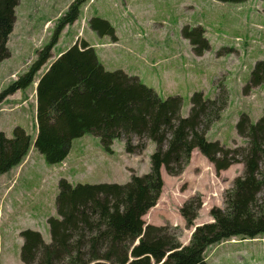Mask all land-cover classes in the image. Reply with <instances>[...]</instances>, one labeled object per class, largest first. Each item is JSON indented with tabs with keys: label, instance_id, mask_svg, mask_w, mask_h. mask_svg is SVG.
<instances>
[{
	"label": "trees",
	"instance_id": "trees-1",
	"mask_svg": "<svg viewBox=\"0 0 264 264\" xmlns=\"http://www.w3.org/2000/svg\"><path fill=\"white\" fill-rule=\"evenodd\" d=\"M85 2L74 0L58 17L50 42L38 50L28 71L0 91V103L36 82L38 72L53 57L62 31L80 18ZM18 4L19 0H0V63L11 56L8 41ZM89 26L102 36H111L113 42L119 40L115 26L104 17H91ZM196 30H200L199 38L191 39L192 48L202 55L210 46L202 35L205 30L184 27L183 36L191 38ZM251 71L245 89L263 84L264 59ZM217 89L215 98L194 91L190 113L183 116L180 95L162 97L138 76L123 69L108 70L87 40L80 39L61 52L37 80L38 131L33 143L31 134L20 125L14 127L12 136L0 131V174L22 164L33 144L47 163L60 164L73 141L87 133L99 136L110 154L117 138L124 140L127 153L141 154L147 141L154 142L155 149L150 171L132 172L126 183L75 184L61 177L57 215L47 220L51 241L47 243L39 230H22V263L213 264L206 261L208 247L233 238L264 237V109L256 122L247 113L235 121L236 134L246 140L245 147L209 140L205 134L220 119L229 100L224 84L217 83ZM195 149L214 164L217 173L236 163H243L244 171L226 191L225 206L210 209L213 221L195 224L203 194L196 193L183 204L179 212L184 223L195 227L184 244L171 225L147 223L144 217L163 193L162 168L171 176L181 175Z\"/></svg>",
	"mask_w": 264,
	"mask_h": 264
},
{
	"label": "rangeland",
	"instance_id": "rangeland-1",
	"mask_svg": "<svg viewBox=\"0 0 264 264\" xmlns=\"http://www.w3.org/2000/svg\"><path fill=\"white\" fill-rule=\"evenodd\" d=\"M73 1L19 0L14 30L8 41L11 56L0 63V85H4L0 91L28 71L38 50L50 42L58 17ZM263 7V0L244 3L86 0L80 18L62 31L52 50L53 57L38 72L36 82L19 90L17 96L0 106V131L12 136L14 127L20 125L31 134L33 143V123L37 118L33 101L25 102L34 96L37 80L58 54L85 39L96 48L108 70L123 69L136 75L162 97L180 95L183 116L190 113L194 91L202 90L207 98H215L217 83L224 84L228 105L205 135L209 140L218 139L230 147H245L246 140L236 134L235 121L241 113H247L251 121L256 122L264 109V82L245 89L256 62L264 59ZM93 16L110 20L119 40L113 42L111 36L94 31L89 26V19ZM184 27L192 31L199 27L205 30L202 35L209 40V49L198 55L192 48L191 39L199 38L200 30L186 38L183 36ZM72 145L70 156L74 161H70L65 171L60 169L61 164L47 163L37 150L21 174H16L17 167L12 172L0 174V264H23L20 253L21 231L24 229L39 230L47 243L51 241L47 220L57 215L56 197L61 177H70L75 184L126 183L132 172L145 174L150 171V156L155 149V143L147 141L141 154L127 153L124 140L117 138L110 154L103 149L100 137L93 133L76 138ZM201 156L197 150L193 160L195 166H202ZM30 169L32 173L28 174ZM242 171L244 169L237 174ZM212 172L217 175L215 183ZM50 174L54 177L50 178ZM162 175L167 182L161 198L144 218L147 223L155 225L168 223L180 240L187 243L193 227L186 226L180 208L188 198L201 193L203 206L195 223L212 221L210 209L225 206L224 196L233 186L234 180L229 179L233 172L228 171L222 177L215 169L205 166L197 170L194 167L188 170L187 167L179 176H171L163 170ZM214 191L218 192L217 196H213ZM206 256L213 264H264V237L257 241L233 239L220 246L215 244L207 250Z\"/></svg>",
	"mask_w": 264,
	"mask_h": 264
},
{
	"label": "crops",
	"instance_id": "crops-1",
	"mask_svg": "<svg viewBox=\"0 0 264 264\" xmlns=\"http://www.w3.org/2000/svg\"><path fill=\"white\" fill-rule=\"evenodd\" d=\"M127 8H129L128 6H127ZM61 53V52H60ZM59 53V54H60ZM58 54V55H59ZM4 85H3V83L0 85V88L1 87H3ZM253 88H255V87H253ZM21 91H17L16 93H14V95H10V96H8L7 98H6V100H4L2 103H0V106L3 104V103H5L6 101H7V99H9V98H13V97H15V96H17L18 95V93H20ZM34 96H32V97H30V98H28L27 99V101L25 102V103H27L28 101H33V109H34V113L36 114V116H37V92H36V88H35V92H34V94H33ZM6 111H8V110H6ZM34 122L35 123H33V124H35V126L33 127L34 128V130H35V137L37 136V131H38V127H37V121H35V119H34ZM8 124H11V122L10 123H8ZM237 133V132H236ZM237 136H239L238 134H237ZM240 137V136H239ZM73 146V145H72ZM33 149V150H32ZM72 149V148H71ZM197 150L198 149H195L194 151H193V158H192V160H191V164L188 166V170L189 169H191V168H193L194 167V169H200V167H205V166H207L208 168H210V169H215V167H214V164L213 163H211L209 160H207V158L203 155V156H201V158H200V162H201V164H202V166H195V164H194V154L197 152ZM33 151V152H32ZM36 151H37V149L35 148V145L33 144L32 145V148H31V150H30V153H29V155L26 157V159L23 161V163L22 164H20L19 166H16L17 167V173L16 174H21L22 172H23V170L27 167V165L30 163V159H31V157L32 156H35L36 154ZM40 153V152H39ZM42 155V154H41ZM66 161L68 162V164L70 165V161H74V159L70 156V153H69V155H68V157L66 158ZM57 165V164H56ZM55 166V165H54ZM235 167H240V169L238 168H236L235 169ZM15 168V167H14ZM14 168H12L9 172H12V170L14 169ZM244 168H243V164L242 163H236V164H233L232 166H230L228 169H226V170H222V171H220V174L222 175V177H225V175H226V173H228V171H231V172H233V177L232 178H229V176H228V178L231 180V179H235V177H237L238 175H240L241 173H239V174H237L239 171H241V170H243ZM163 170H165L164 168H162V174H163ZM239 170V171H238ZM207 171H209V169H207ZM236 171H238V172H236ZM8 173V172H7ZM32 173V170L30 169V170H28V174H31ZM204 173V172H203ZM49 177L51 178V177H54V174H50L49 175ZM60 178V177H59ZM70 178V177H69ZM164 181H165V183L167 182V180L166 179H164ZM184 219V218H183ZM196 222H197V219H196ZM202 222H200L199 224H201ZM196 224V223H195ZM263 239V237H260V238H255V239H253V240H251V241H257V240H262ZM241 240V239H240ZM244 241V240H243ZM225 242H222V243H220V244H217V246H220V245H222V244H224ZM211 247V246H210ZM210 247H208V249L210 248ZM206 261H208V262H210V263H212L211 261H209L208 260V257L206 256Z\"/></svg>",
	"mask_w": 264,
	"mask_h": 264
},
{
	"label": "built area",
	"instance_id": "built-area-1",
	"mask_svg": "<svg viewBox=\"0 0 264 264\" xmlns=\"http://www.w3.org/2000/svg\"><path fill=\"white\" fill-rule=\"evenodd\" d=\"M67 167H68V163L66 161H63L61 163L60 169L61 170H64V169L66 170ZM216 178H217V175L215 173H212V180H213L214 183L216 182ZM217 195H218V192L217 191H214L213 192V196H217Z\"/></svg>",
	"mask_w": 264,
	"mask_h": 264
},
{
	"label": "clouds",
	"instance_id": "clouds-1",
	"mask_svg": "<svg viewBox=\"0 0 264 264\" xmlns=\"http://www.w3.org/2000/svg\"><path fill=\"white\" fill-rule=\"evenodd\" d=\"M64 161H66V160H64ZM66 162H67V161H66ZM61 163H62V162H61ZM61 163H60V164H61ZM212 170H213V169H212ZM215 170H216V169H215ZM62 171H65V170H62ZM212 173H213V172H212ZM212 221H213V220H212ZM197 225H199V224H197ZM194 228H195V227H194ZM194 228H193V231H194ZM233 239H238V238H233ZM233 239H232V240H233ZM244 240H253V239H244ZM229 241H231V240H229ZM188 242H189V241H188ZM188 242H187V243H188ZM225 242H226V241H225ZM184 244H185V243H184Z\"/></svg>",
	"mask_w": 264,
	"mask_h": 264
},
{
	"label": "water",
	"instance_id": "water-1",
	"mask_svg": "<svg viewBox=\"0 0 264 264\" xmlns=\"http://www.w3.org/2000/svg\"><path fill=\"white\" fill-rule=\"evenodd\" d=\"M194 230H195V228H194ZM137 243H138V241H137ZM185 244H187V243H185Z\"/></svg>",
	"mask_w": 264,
	"mask_h": 264
}]
</instances>
